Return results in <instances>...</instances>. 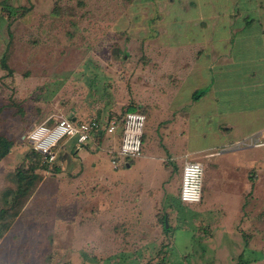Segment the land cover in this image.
Instances as JSON below:
<instances>
[{
  "label": "rangeland",
  "instance_id": "obj_1",
  "mask_svg": "<svg viewBox=\"0 0 264 264\" xmlns=\"http://www.w3.org/2000/svg\"><path fill=\"white\" fill-rule=\"evenodd\" d=\"M261 55L264 0H0V134L14 142L0 161V209L4 191L17 188L16 169L36 151L28 139L35 126L74 114L105 121L133 102L147 104L150 117L141 174L130 176L161 180L183 162L182 140L193 138L185 161H201L207 180L200 205L168 193L174 230L158 224L138 242L114 220L119 145L100 137L78 161L62 149L55 163L41 159L46 166L0 237V264H147L165 254L166 264H264V145L226 130L228 120L264 127V75L252 73L264 70ZM185 88L203 94L199 108ZM88 161L105 184L69 167Z\"/></svg>",
  "mask_w": 264,
  "mask_h": 264
},
{
  "label": "crops",
  "instance_id": "obj_2",
  "mask_svg": "<svg viewBox=\"0 0 264 264\" xmlns=\"http://www.w3.org/2000/svg\"><path fill=\"white\" fill-rule=\"evenodd\" d=\"M248 18H245V20L247 21V23L251 22L250 20H247ZM236 21H232L231 23L235 24ZM240 26H236L233 25V28H238ZM246 28V27H245ZM245 52H246V48H245ZM246 59H242V61H248V56L247 54H244ZM231 57V56H230ZM261 57L264 58V56L261 55ZM231 61H235V60H239V58H232L231 57ZM250 61H256V60H250ZM175 67V66H174ZM177 67V66H176ZM234 71V69L230 70V73ZM253 75H264V70L259 71L257 68L252 71ZM241 74V73H240ZM173 74H169L168 76L171 77ZM247 73L244 74V76L246 77ZM256 75V76H257ZM186 89V88H185ZM191 89V87H190ZM188 91V93L190 95H188V99L186 100H193L194 101V93L195 90H191ZM218 89V88H217ZM217 91V90H216ZM203 98V96H202ZM200 99H198L197 101H195V104L192 107H197L199 108ZM215 109L218 108V106L215 104L214 106ZM207 109H209L207 107ZM77 114H74L72 116V118H77ZM227 122H229V126L226 128V130H235L236 134L238 135L239 138H247V137H259L260 134H262L264 127H260V128H256L254 130L249 131V129L243 130L242 128L237 129V127H241L240 124H238L236 122V120L234 121H230L228 120ZM234 125H237L236 127L233 128ZM219 125V128H221ZM105 139H111V143L115 144L117 143L118 145H120L121 142V131H117L115 134L113 135H104L102 136ZM184 142V149L186 150V147L190 145V150H182L183 153H181V156H183V162L180 164L179 163H175V167L174 170L172 171V173H166L163 178L157 179L154 176L151 177H144V176H139V178L135 179L133 176H130L129 172L133 169V168H137V170H139L140 174H141V170L140 169V159L143 157V152L142 155L138 158H135L134 160H132V163H127L126 165L122 166L121 163H119V167L116 168L117 170H120L121 167H124L123 170H121V174H119L116 179L114 180V184H115V188L116 191H120L121 194H119L118 198H115L114 200V220L117 222L119 219H122L123 223H128L127 226H129V229L132 231L131 235L134 236L136 238V240L139 242L140 239L142 241V239L144 238H148L149 236H151L152 231H155L157 229H159L158 226V222H160V219L162 216H166V223L168 222L167 219V215L171 213L173 207L172 204L169 203L167 195L169 193V196H171L172 198H176V200H179V202H181L179 194H180V184L181 183V177L182 174L180 176H178L177 172H176V168L179 166L180 168L182 167V171H183V166L185 164V157L188 155H190L191 153L194 152L192 147L193 145L195 146L196 142L194 141L193 138H189L188 140H182ZM182 142V143H183ZM91 144L96 145L97 143L95 141L90 142ZM89 143V144H90ZM69 144L71 148H69ZM87 148H89V145H79L77 143V141L75 139H66L60 146V148L57 150V153L59 154L60 151L63 149L66 150L65 154H70L71 155V159L72 161L76 160L78 161L79 159L81 160V149L83 150H87L89 151ZM180 150V149H179ZM225 149H223L224 152ZM90 152V151H89ZM83 156V154H82ZM178 157H180L179 152L176 153V155L172 158V159H177ZM89 162V161H88ZM201 162V161H200ZM80 163V162H78ZM78 163L75 162H70L69 167L70 169L73 171L74 168H77V166H79V171H82V173H85V177L84 180L86 181V183H106V177L104 175H95V172H98V164L93 162V163H88V165H80ZM83 162H81L82 164ZM87 173V174H86ZM206 181H204V184L206 185ZM204 185V187H205ZM91 186V185H90ZM160 186V188H159ZM152 189H158V190H163L162 194L160 197H153L152 194ZM166 197L168 199H166ZM205 198V197H204ZM204 198H202V201L198 204L195 205H200L203 203ZM106 202V201H105ZM111 205V202H110ZM104 206V212H108L106 204L103 205ZM164 213V214H162ZM167 213V214H166ZM107 214V213H106ZM111 221V220H109ZM114 221V222H115ZM170 226V231L169 233H172V231L174 230L173 225L167 224V227ZM165 233V232H164ZM165 234H163L164 236ZM146 242L147 241H143Z\"/></svg>",
  "mask_w": 264,
  "mask_h": 264
},
{
  "label": "built area",
  "instance_id": "obj_3",
  "mask_svg": "<svg viewBox=\"0 0 264 264\" xmlns=\"http://www.w3.org/2000/svg\"><path fill=\"white\" fill-rule=\"evenodd\" d=\"M146 116L139 112H127L123 116H113L107 120L96 117L79 120L77 118H60L50 126L43 122L35 126L28 134L34 149L44 155L48 163H55L58 153L55 150L64 139H75L78 144H89L104 136L121 131L118 153L123 160L135 159L142 155ZM256 146L264 145L260 136L254 137ZM116 169L119 162L112 159ZM205 170L202 162L187 160L183 166L180 188V200L184 204H198L203 198Z\"/></svg>",
  "mask_w": 264,
  "mask_h": 264
},
{
  "label": "trees",
  "instance_id": "obj_4",
  "mask_svg": "<svg viewBox=\"0 0 264 264\" xmlns=\"http://www.w3.org/2000/svg\"><path fill=\"white\" fill-rule=\"evenodd\" d=\"M1 66L4 69H9L7 50L4 51L1 57ZM202 96H203L202 93L195 92L193 98L194 100H198ZM148 109L149 107L147 106V104L133 102L132 104H129V106L124 111V113H122L118 117L123 116L127 112H139L146 116V121H147L150 117ZM98 119H101V118H98ZM65 140L66 139L62 140L60 144L57 147H55V150L59 149V146ZM79 145H82V144H79ZM86 145H89V144H86ZM13 146H14V142L11 139H9L3 134H0V161L11 152ZM112 158L116 159L119 163L122 164V166L126 165L127 163L131 164L132 160H134V159L123 160L118 152H114ZM41 159H44V155H42L39 152L32 151L31 153L27 154L23 164H21L15 171V180L17 183V186H16L17 188L15 190L7 189L4 191L3 193L4 206L0 209V237H2L8 231L14 219L21 212V208L29 194L31 186L33 187L35 185L36 180L39 177L38 172H37L38 167L40 168L42 166L44 168L46 166V165L40 164ZM27 161H29L30 164H28ZM56 170L60 171L59 168ZM159 224L162 226V229L165 233L170 231V226L167 227V224L170 225V222L168 221L166 223V216L161 217ZM243 254L244 253L240 255V259H242ZM167 256L166 254L163 257L157 256L155 260L147 264H166ZM133 263H135V261L131 260L129 264H133ZM68 264H72V263H68Z\"/></svg>",
  "mask_w": 264,
  "mask_h": 264
}]
</instances>
